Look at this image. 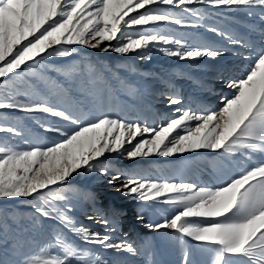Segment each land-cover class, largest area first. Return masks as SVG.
Returning a JSON list of instances; mask_svg holds the SVG:
<instances>
[{
  "label": "snow or ice",
  "instance_id": "1",
  "mask_svg": "<svg viewBox=\"0 0 264 264\" xmlns=\"http://www.w3.org/2000/svg\"><path fill=\"white\" fill-rule=\"evenodd\" d=\"M193 6L243 9L264 25V0H0V110L45 113L66 122L61 127L38 121L43 132L58 137L48 143L33 142L18 123H0V133L8 134L0 139V200L31 198L33 229L41 218L54 222L44 240L24 235L31 229L19 227L9 238L10 226L0 223V245L12 253L0 264H109L87 245L137 255L132 243L114 239L110 233L116 227L108 219L97 221L105 227L103 234L77 219L72 204L77 192L66 187L69 178L80 170L109 177L110 168L103 163L107 154L136 161L200 150L243 158L248 165L220 186L151 179L143 169H117L107 183L122 195L173 206L170 217L148 227L172 229L212 248V264H232L226 257L238 258L237 264H264V27L257 45L199 23L205 13ZM257 8L260 11L254 12ZM169 24L203 28L249 50L243 56L249 61L243 76L225 79L230 95L220 97L218 109L173 107L184 101L169 95L172 115L149 124L104 111L114 90L124 89L129 102L138 90L121 77L119 66L93 61L67 64L53 69L61 78L42 83L29 80L30 72L25 71L46 56H73V46L136 54L141 60L151 59L147 53L153 49L180 61L216 59L227 52L188 34L174 35L166 30ZM134 27L144 30L130 31ZM74 94H80L77 111L59 105L58 98ZM85 199L95 204L94 194ZM137 219L143 220V213ZM184 261L189 264L187 251Z\"/></svg>",
  "mask_w": 264,
  "mask_h": 264
},
{
  "label": "rangeland",
  "instance_id": "2",
  "mask_svg": "<svg viewBox=\"0 0 264 264\" xmlns=\"http://www.w3.org/2000/svg\"><path fill=\"white\" fill-rule=\"evenodd\" d=\"M193 7H199L205 13L204 20L199 23L215 25L234 35L243 36L257 45L261 42L260 28L264 25L257 15L249 17L243 9ZM171 11L176 14L181 13L179 8H172ZM253 11L260 10L257 8ZM184 15L187 17L188 14ZM250 25L256 30H251ZM143 30V27H134L130 31ZM166 30L177 36L188 34L194 40L226 48L227 52L216 59L180 61L153 49L147 53L151 59L141 60L136 54L121 55L111 51L102 53L84 46H73V56L65 58L46 56L38 65L25 71L30 72L29 80L42 83L43 80L61 78L53 69L67 64L93 61L113 68L119 66L121 77L134 82L138 90L131 102L124 89L114 90L107 99L104 111L121 117L140 118L149 124L159 123L164 117L172 115V109L167 106L169 95H179L183 98V105L173 107L190 106L193 109L221 107L220 97L230 95V90L226 88L224 81L227 78L239 79L243 76L249 65V61L243 56L248 54L249 50L232 45L206 32L203 28H183L169 24ZM79 100L80 94H74L70 98H58V103L61 107L77 111ZM85 101L88 102L89 98L85 97ZM38 121L66 126V122L50 114H24L13 110H0V123H18L25 128L26 134L33 142L48 143L58 139L53 133L43 132ZM7 136L8 134L0 133V139ZM103 163L110 168L109 177L80 170L79 174H73V177L69 178L66 187L77 192L72 198V204L75 205L73 214L90 230L102 234L105 232V227L97 221L108 219L116 227V231L110 233L114 239L132 243L138 254L133 256L125 251L105 249L100 245H87V247L94 248L109 264H185V251L188 253L189 264H212L215 257L212 248L190 237H181L172 229L156 230L148 227L149 224L163 222L166 217H170L173 206L141 201L134 195H122L116 187L109 185L107 180L117 169L123 171L143 169L151 179L175 180L195 183L199 186H220L242 172L248 165L247 161L239 157H228L222 152L200 150L197 153L171 158L153 156L136 161L116 154H107ZM88 193L95 195L94 205L85 199ZM31 205V198L0 200V223H7L10 226L7 233L9 238L16 235L13 229L17 227L21 231L25 228L31 229L24 235H30L37 240L48 237L49 229L54 226V222L41 218L42 223L37 221L33 229L31 216L34 209ZM140 213L144 215L143 220L137 219ZM88 215L93 216V220H88ZM11 258V251H5L3 245H0V259ZM226 259L232 264H237L236 257H226Z\"/></svg>",
  "mask_w": 264,
  "mask_h": 264
}]
</instances>
